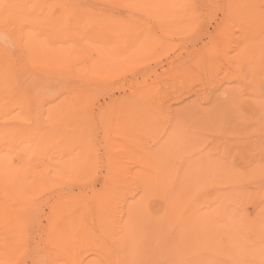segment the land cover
<instances>
[{
    "label": "rangeland",
    "instance_id": "1",
    "mask_svg": "<svg viewBox=\"0 0 264 264\" xmlns=\"http://www.w3.org/2000/svg\"><path fill=\"white\" fill-rule=\"evenodd\" d=\"M33 2L0 10V264H264V0Z\"/></svg>",
    "mask_w": 264,
    "mask_h": 264
},
{
    "label": "bare ground",
    "instance_id": "2",
    "mask_svg": "<svg viewBox=\"0 0 264 264\" xmlns=\"http://www.w3.org/2000/svg\"><path fill=\"white\" fill-rule=\"evenodd\" d=\"M11 1H15L16 2V0H0V10H4V3H6L5 5H9L8 7H7V9H10V2ZM21 1V0H20ZM20 1H18L17 0V3H19ZM47 1V0H46ZM63 1V0H62ZM66 1V0H65ZM29 3H30V1H28ZM35 2H37V0H35ZM42 2L43 1H41V4H42ZM2 3H3V5H2ZM32 3H34L33 2V0H32ZM38 3V2H37ZM20 4H22V3H20ZM31 4V3H30ZM19 5V4H18ZM17 6V5H16ZM16 6H13L12 8H11V11H14V10H18V8L19 7H16ZM32 6V5H31ZM21 7V6H20ZM28 7V6H27ZM24 8H25V6H24ZM35 8V7H34ZM31 9V8H30ZM5 11L6 10H4V13H5ZM8 14V13H7ZM2 16V15H1ZM11 17H12V15H11ZM7 18H8V16H7ZM1 21V20H0ZM13 21V20H12ZM2 22V21H1ZM5 23H6V19H5ZM9 23H10V21H9ZM0 24H2V23H0ZM6 24H8V22L6 23ZM12 24V23H11ZM15 24V22H13V25ZM8 26V25H7ZM17 26V25H16ZM10 27H12V26H10ZM1 28V27H0ZM15 28V27H14ZM13 29V28H12ZM12 29H10V30H12ZM1 30H2V28H1ZM3 31V30H2ZM6 30L4 29V32H5ZM10 31H8V33H9ZM7 33V34H8ZM2 34H3V32H2ZM10 34V33H9ZM8 34V35H9ZM6 34H4V36L3 37H7L8 38V36H5ZM2 36V35H1ZM11 38V37H10ZM1 39V38H0ZM2 39H4V38H2ZM6 40V39H5ZM4 42V41H3ZM1 43H2V40H1ZM8 43H10V42H8ZM11 44V43H10ZM4 45V44H3ZM1 46V45H0ZM6 49V48H5ZM0 50H1V47H0ZM3 50V49H2ZM8 50V49H7ZM6 50V51H7ZM3 51H5V50H3ZM6 56V55H5ZM0 61H1V59H0ZM2 62V61H1ZM3 63H4V61H3ZM119 105V104H118ZM128 106V105H127ZM117 110V109H116ZM124 110V109H123ZM130 112H131V110H130ZM118 113V112H117ZM123 113H125V112H123ZM133 115H134V113H133ZM124 116V115H123ZM132 116V115H131ZM121 117V116H120ZM129 117V116H128ZM126 120V119H125ZM136 120V119H135ZM138 122V121H137ZM117 124V123H116ZM125 125H127V124H125ZM138 126V125H137ZM120 127H121V125H120ZM122 127H124L123 125H122ZM136 128V127H135ZM115 129V128H114ZM124 129V128H123ZM127 129V128H126ZM116 130V129H115ZM121 131V130H120ZM130 131V130H129ZM135 131V130H134ZM131 132V131H130ZM119 135V134H118ZM134 138H135V136H134ZM162 143H164V142H162ZM161 146V145H160ZM166 146V145H165ZM161 148V147H160ZM164 148V147H163ZM126 155V154H125ZM122 156V155H121ZM122 159V158H121ZM122 162V161H121ZM211 162V161H210ZM202 163V162H201ZM205 163V162H204ZM198 165H199V163H198ZM208 165H210V166H213V164L211 165V163H208ZM208 165H207V167H208ZM228 166V165H227ZM197 167H199V166H197ZM201 167V166H200ZM202 167H204V166H202ZM214 167V169H215V166H213ZM210 168H212V167H210ZM217 168V167H216ZM220 168V167H219ZM228 168V167H227ZM213 169V170H214ZM222 168H220V170H221ZM225 169H226V167H225ZM219 170V169H218ZM196 172V171H195ZM218 172V171H217ZM216 174V173H215ZM198 175H199V173H198ZM222 175V174H221ZM115 180V179H114ZM125 185V184H124Z\"/></svg>",
    "mask_w": 264,
    "mask_h": 264
}]
</instances>
